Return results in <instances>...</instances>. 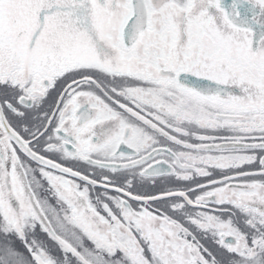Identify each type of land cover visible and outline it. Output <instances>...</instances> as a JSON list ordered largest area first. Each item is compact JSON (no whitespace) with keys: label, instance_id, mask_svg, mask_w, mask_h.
<instances>
[{"label":"snow or ice","instance_id":"snow-or-ice-1","mask_svg":"<svg viewBox=\"0 0 264 264\" xmlns=\"http://www.w3.org/2000/svg\"><path fill=\"white\" fill-rule=\"evenodd\" d=\"M0 264H264V0H0Z\"/></svg>","mask_w":264,"mask_h":264}]
</instances>
